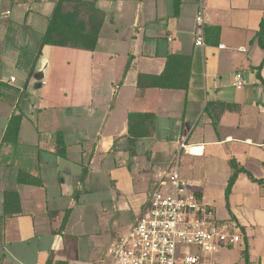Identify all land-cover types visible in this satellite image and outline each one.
Returning a JSON list of instances; mask_svg holds the SVG:
<instances>
[{"label": "crops", "instance_id": "obj_1", "mask_svg": "<svg viewBox=\"0 0 264 264\" xmlns=\"http://www.w3.org/2000/svg\"><path fill=\"white\" fill-rule=\"evenodd\" d=\"M57 1L0 0V216L5 191L17 192L21 205L20 215L4 220L0 264H94L97 256L106 264L151 193L168 189L163 173L175 159L187 192L239 237L212 260L246 264V252L247 264H264V184L240 173L230 214L224 201L230 160L264 179V89L256 76L262 64L264 82V52L255 41L264 0H201L203 46L195 45L199 0H176L177 16L175 0H82L104 15L93 52L41 45ZM207 28L219 30L217 40ZM169 55L191 58L187 91H139L138 76L161 74ZM129 113L152 114L153 135L130 143ZM15 115L17 141L4 143ZM58 135L64 157L56 154ZM181 142L201 152L177 154ZM18 172L41 186L16 184Z\"/></svg>", "mask_w": 264, "mask_h": 264}, {"label": "built area", "instance_id": "obj_2", "mask_svg": "<svg viewBox=\"0 0 264 264\" xmlns=\"http://www.w3.org/2000/svg\"><path fill=\"white\" fill-rule=\"evenodd\" d=\"M199 4L195 45L203 46L201 0ZM242 85L241 76L236 74L233 86L240 89ZM190 148L181 142L177 154H191ZM177 163L175 159L163 173L168 189L151 193L130 230L107 250L106 264H216L213 255L239 241L237 234L215 220L209 205L186 191L187 184L179 176ZM183 246L195 248L197 254L178 255V248Z\"/></svg>", "mask_w": 264, "mask_h": 264}, {"label": "trees", "instance_id": "obj_3", "mask_svg": "<svg viewBox=\"0 0 264 264\" xmlns=\"http://www.w3.org/2000/svg\"><path fill=\"white\" fill-rule=\"evenodd\" d=\"M100 1V0H95ZM103 1H140V0H103ZM66 6L69 8L66 9ZM179 5L178 1L174 2L173 14L178 15ZM103 12L95 7V3H86L82 0H58L54 12L48 20L46 31L41 38V45H51L56 47H70L93 52L96 48L98 35L103 23ZM217 28H207L206 33L211 39L217 40ZM255 41L264 52V18L259 23V30L255 35ZM190 61L189 56L169 55L165 60L164 69L161 74L157 76L139 75L137 78V89L142 91L146 88H154L160 90H177L187 91L188 78L190 75ZM264 62V56L262 63ZM130 61L127 63L124 73L129 68ZM262 65V64H261ZM256 73L257 79L264 89V82L260 77L259 70ZM213 105H209L210 109ZM229 110L231 107H228ZM220 109V107H219ZM212 117L213 127H216L217 118ZM21 116H12L8 122L7 129L3 136V142L8 144H15L19 132ZM154 132V116L152 114H137L129 113L127 116V133L129 142L134 143L140 139L148 138ZM58 156H65V147L60 135L57 137ZM229 166L232 169V174L227 181L224 191L225 207L230 214L228 206V197L231 188L238 176V174H245L252 182L259 185L264 184L263 180H255L246 170L240 168L234 160L229 161ZM87 174V169L84 168L80 181L83 182ZM16 184L28 186H41L38 178L31 177L23 172H18L16 177ZM21 214V205L19 195L15 191H5L3 193L2 202V216H0V235L3 229L4 220L12 218ZM70 210L64 212L61 228L64 227ZM244 259L247 264V255L244 252ZM46 264H50V259Z\"/></svg>", "mask_w": 264, "mask_h": 264}, {"label": "rangeland", "instance_id": "obj_4", "mask_svg": "<svg viewBox=\"0 0 264 264\" xmlns=\"http://www.w3.org/2000/svg\"><path fill=\"white\" fill-rule=\"evenodd\" d=\"M180 161L182 163V166H185L186 160L185 159H181ZM7 188H9V187H7ZM189 188L191 189V187L189 185H187L186 191H189ZM214 189H215V187H214ZM216 189H215V191L213 193V197H215L216 216H217V218H222L224 216V212H223L224 208L222 209V207L219 204V200H218L219 199V192H218L219 189L217 191H216ZM73 219H75V218H73ZM97 241H100V240H97ZM84 243H85V245L86 244L91 245L90 243H92V240L85 241ZM185 253L197 254V250L195 248H193V247H185V246L178 248V255H183ZM89 256H91V254ZM89 259H90V257H89ZM204 259H206V257H204ZM98 260H99V258L97 256L95 258V260L93 259L92 261L95 262L94 264H98Z\"/></svg>", "mask_w": 264, "mask_h": 264}, {"label": "bare ground", "instance_id": "obj_5", "mask_svg": "<svg viewBox=\"0 0 264 264\" xmlns=\"http://www.w3.org/2000/svg\"><path fill=\"white\" fill-rule=\"evenodd\" d=\"M201 152V150L200 149H198L197 147H192V148H190V153L191 154H198V153H200Z\"/></svg>", "mask_w": 264, "mask_h": 264}]
</instances>
